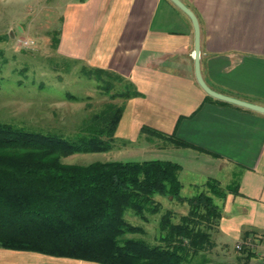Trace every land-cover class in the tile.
Listing matches in <instances>:
<instances>
[{"label": "crops", "instance_id": "crops-1", "mask_svg": "<svg viewBox=\"0 0 264 264\" xmlns=\"http://www.w3.org/2000/svg\"><path fill=\"white\" fill-rule=\"evenodd\" d=\"M176 1L197 20L202 82L223 97L264 109V0ZM63 9L59 56L117 77L136 94L121 103L115 136L121 129L117 138L131 141L149 127L191 145L167 147L157 159L180 167L178 181L188 178L187 194L206 179L220 187L225 181L226 188L236 176V194L216 202L221 217L211 247L230 252L249 242L251 252H259L264 234L254 238L249 228L264 221V115L208 98L198 88L189 19L167 0H74ZM30 258L49 260L0 249V264Z\"/></svg>", "mask_w": 264, "mask_h": 264}, {"label": "trees", "instance_id": "trees-1", "mask_svg": "<svg viewBox=\"0 0 264 264\" xmlns=\"http://www.w3.org/2000/svg\"><path fill=\"white\" fill-rule=\"evenodd\" d=\"M120 111L106 106L73 139L0 124V249L90 264H191L211 248L208 231L221 217L216 202L235 195L236 187L228 191L206 179L184 197L180 167L168 161L60 163L69 155L109 151ZM139 134L164 138L172 147H191L149 127ZM155 196L185 204L186 215L171 224L170 212L163 214L159 245L125 237L143 234L141 227L125 222V213L141 219L158 213ZM248 251L239 253L244 263L251 257Z\"/></svg>", "mask_w": 264, "mask_h": 264}, {"label": "rangeland", "instance_id": "rangeland-1", "mask_svg": "<svg viewBox=\"0 0 264 264\" xmlns=\"http://www.w3.org/2000/svg\"><path fill=\"white\" fill-rule=\"evenodd\" d=\"M72 1L74 0H0V124L31 133L73 139L78 128L91 115L100 113L106 106L121 108L125 96L131 95L129 87L117 77L98 74L94 69H87L78 62L59 56L56 46L59 42L60 18L63 6ZM121 132L119 129L118 134L122 135ZM119 135L115 136L114 132L111 149L106 153L69 155L61 159L60 163L73 166L111 161L142 163L152 159L159 160L160 155H167L165 149L171 147L164 138L137 135L128 141L121 136L117 138ZM185 178H179L184 185L179 194L189 197L191 193L187 194ZM231 181L228 191L237 186L238 178L233 176ZM220 183L222 187L226 185L225 181ZM154 200L158 204V213L145 215L144 219L134 217L130 211L125 213L126 223L143 229L141 235L125 237L141 239L149 246L159 245L158 221L163 214L170 212L169 222L176 224L177 218L187 213L183 203H175L167 197L155 196ZM249 229L254 233V238H259L264 234V221L259 228ZM213 231L215 230L212 228L208 231L210 240L214 236ZM248 254L251 257H247L244 263L235 251L229 252L223 248L213 250L211 247L205 253L196 255L190 262L251 264L254 253L248 251ZM49 260L36 261L30 258L27 264H63L57 258ZM84 263L86 262L82 264Z\"/></svg>", "mask_w": 264, "mask_h": 264}, {"label": "water", "instance_id": "water-1", "mask_svg": "<svg viewBox=\"0 0 264 264\" xmlns=\"http://www.w3.org/2000/svg\"><path fill=\"white\" fill-rule=\"evenodd\" d=\"M167 2L172 3L177 10H179L185 17H187L191 23V30L193 33V76H194V80H195V84H197L198 88H200L208 98L211 99H216L221 101L222 103H229L234 105L235 107L238 108H243V109H247L251 112H257V113H261L262 115H264V109H262V107L259 106H252L249 105L246 102L243 101H237L234 98L231 97H223L221 96L219 93H216L214 91H211L207 88V86L202 82V78L200 76V72L198 71V67H199V30L197 28L198 24H197V20L194 18V16L191 15V12L189 9H187L182 3L177 2L176 0H167Z\"/></svg>", "mask_w": 264, "mask_h": 264}, {"label": "built area", "instance_id": "built-area-1", "mask_svg": "<svg viewBox=\"0 0 264 264\" xmlns=\"http://www.w3.org/2000/svg\"><path fill=\"white\" fill-rule=\"evenodd\" d=\"M23 43L27 45L26 42H23ZM257 246H260V251L259 252L253 251L254 257L251 258L252 260L251 264H264V237L262 238L261 243ZM233 247L235 251L238 253H241L245 248H248L249 251H252L251 249L252 245L249 242H246L245 244L237 243Z\"/></svg>", "mask_w": 264, "mask_h": 264}]
</instances>
